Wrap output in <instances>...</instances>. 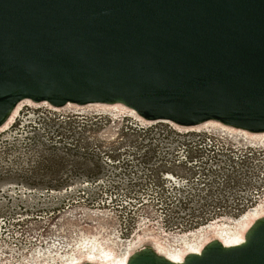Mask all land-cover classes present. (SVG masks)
I'll return each mask as SVG.
<instances>
[{"label":"water","instance_id":"1","mask_svg":"<svg viewBox=\"0 0 264 264\" xmlns=\"http://www.w3.org/2000/svg\"><path fill=\"white\" fill-rule=\"evenodd\" d=\"M24 99L264 132V0H0V127ZM127 264H264V216L240 244Z\"/></svg>","mask_w":264,"mask_h":264},{"label":"rangeland","instance_id":"2","mask_svg":"<svg viewBox=\"0 0 264 264\" xmlns=\"http://www.w3.org/2000/svg\"><path fill=\"white\" fill-rule=\"evenodd\" d=\"M137 125L130 117L113 123L108 115L24 106L0 132V263L31 260L37 248L71 249L102 228L123 239H134L140 225L184 232L237 217L264 198V151L236 152L206 133L181 136L169 123ZM149 133H169L175 144ZM218 155L226 156L222 169L188 166Z\"/></svg>","mask_w":264,"mask_h":264},{"label":"bare ground","instance_id":"3","mask_svg":"<svg viewBox=\"0 0 264 264\" xmlns=\"http://www.w3.org/2000/svg\"><path fill=\"white\" fill-rule=\"evenodd\" d=\"M26 105L51 107L55 112L65 109L81 114L108 115L113 120V123L123 120V117H130L141 128H150L158 123H169L179 133H207L214 137L218 136L220 139H227L226 142H230L232 149L236 152H244L246 154L250 150L254 152L264 151V132L252 133L213 120L195 126H181L171 121H151L141 117L136 111L122 104L93 103L78 105L68 103L63 107H56L48 102H35L31 99H24L17 105L9 120L0 127V132L7 131L13 126ZM219 151L222 152L221 150ZM167 178L174 180L169 175ZM262 216H264V198L262 199L261 197L253 208L247 209L237 217L227 218L224 216L215 218L188 231L174 234L162 228L154 229V231L144 228L143 232L140 229L142 225H140L134 239H123L117 231H109L106 234V230L102 228L101 231L94 234H85L78 237L71 249L62 250L63 248H55L51 252L50 250L43 252V249L37 248L33 256L31 257L30 255L31 260L23 258V261L19 260L14 264H82L86 261L99 264H127L135 251L148 244L172 261L182 262L188 253L201 252L205 245L213 239H219L224 245L228 246L242 243L245 240L248 229L256 219ZM138 233L140 234L138 235ZM66 244H68L67 241ZM6 264H9V262Z\"/></svg>","mask_w":264,"mask_h":264},{"label":"built area","instance_id":"4","mask_svg":"<svg viewBox=\"0 0 264 264\" xmlns=\"http://www.w3.org/2000/svg\"><path fill=\"white\" fill-rule=\"evenodd\" d=\"M157 125V124H156ZM153 126H155V125H153ZM152 126V127H153ZM152 127H150V128H152ZM149 128V129H150ZM155 131H157L158 132V129L156 128V130ZM179 135H181V136H184V135H187V134H189V133H178ZM195 134H197L198 136H200L201 134H203V133H195ZM207 134V133H206ZM149 135H150V137L151 138H153L154 140H156V139H158L159 141H161V143H167V144H171V143H173V144H175V137L174 136H170V134L169 133H149ZM209 135V134H208ZM197 136V137H198ZM209 136H211V135H209ZM189 138H191V137H189ZM183 140V139H182ZM186 140V139H185ZM194 140H197V139H194ZM178 142H181V141H178ZM183 142V141H182ZM180 149H184V151L183 152H186L187 150H188V148L185 146V145H183V147H180ZM186 150V151H185ZM218 153H222V152H219L218 151ZM187 159V158H186ZM205 162H207V159H206V157H196L195 158V160H193V161H191V162H189V164H188V166H194V165H196V166H199L198 168L200 169V170H204V167H209V169L210 168H214V169H222V168H224L225 167V163H226V156H220V155H218V158H216L215 159V162H213V161H211V164L209 165V164H205ZM208 173H209V170H206ZM183 179H186V181L187 182H189V179H187V178H182V180Z\"/></svg>","mask_w":264,"mask_h":264}]
</instances>
